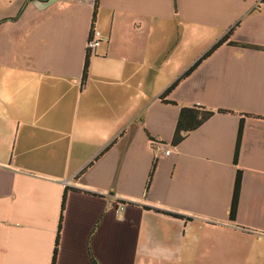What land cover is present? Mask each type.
Listing matches in <instances>:
<instances>
[{"label":"crops","instance_id":"crops-1","mask_svg":"<svg viewBox=\"0 0 264 264\" xmlns=\"http://www.w3.org/2000/svg\"><path fill=\"white\" fill-rule=\"evenodd\" d=\"M261 1L0 0V264H264Z\"/></svg>","mask_w":264,"mask_h":264},{"label":"trees","instance_id":"trees-1","mask_svg":"<svg viewBox=\"0 0 264 264\" xmlns=\"http://www.w3.org/2000/svg\"><path fill=\"white\" fill-rule=\"evenodd\" d=\"M261 3H264V0L261 1ZM260 3V4H261ZM98 6V0H96L95 2V7H94V11L96 10V7ZM260 6H257V9H259ZM238 24H236L234 27L236 28ZM223 46H229V47H234L237 49H249L248 45L245 44H241V43H235L231 41V32L229 31L226 35H224L217 43H215L206 53H204L197 61H195V63L188 69L186 70L179 79H177L169 88H167L165 90V92L161 95L160 100L164 101V99L168 96L171 95L175 89L177 88V86L179 85V83L183 82L184 80H187L188 78H190L194 72L199 68V66L206 61L208 58H210L218 49H220ZM88 51H86V59H85V63H84V69H83V73H82V81L84 82L86 79V74H87V57H88ZM211 112L208 111L207 115H209ZM217 113L220 114H229V111L226 110H217ZM248 117V116H247ZM258 119H264L263 117H259ZM239 136H240V132H241V127L239 128ZM238 136V137H239ZM238 139L237 138V143H236V148H235V157L236 154L238 152ZM239 185H240V173L237 172L236 174V178H235V183H234V188H233V195H232V202H231V207H230V216L229 218H232V213L234 212V208L236 206V200H237V194H238V190H239ZM64 204V200L62 202V206ZM56 248H57V239H56V243H55V248H54V255L56 253Z\"/></svg>","mask_w":264,"mask_h":264},{"label":"rangeland","instance_id":"rangeland-1","mask_svg":"<svg viewBox=\"0 0 264 264\" xmlns=\"http://www.w3.org/2000/svg\"><path fill=\"white\" fill-rule=\"evenodd\" d=\"M183 33H185L184 37L177 43L171 39V46L175 43V56L171 60L176 69L181 68L193 58L203 55L216 42V31L211 29L187 25ZM164 77L161 75V82L164 81Z\"/></svg>","mask_w":264,"mask_h":264},{"label":"built area","instance_id":"built-area-1","mask_svg":"<svg viewBox=\"0 0 264 264\" xmlns=\"http://www.w3.org/2000/svg\"><path fill=\"white\" fill-rule=\"evenodd\" d=\"M101 33L97 30H92L90 32V35H89V38H88V41H87V44H86V51L90 52V51H93L95 50L97 47H99L100 43H101ZM155 148H158V145L156 144H153ZM170 154V150L169 149H166L164 151V155L165 156H168ZM120 210L123 209V207H120L119 208Z\"/></svg>","mask_w":264,"mask_h":264}]
</instances>
